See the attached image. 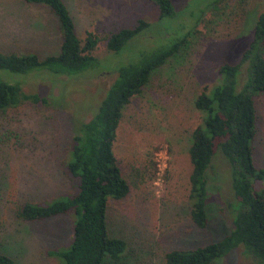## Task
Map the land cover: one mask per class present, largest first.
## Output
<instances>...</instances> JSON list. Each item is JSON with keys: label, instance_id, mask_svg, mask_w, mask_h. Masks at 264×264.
Instances as JSON below:
<instances>
[{"label": "rangeland", "instance_id": "rangeland-1", "mask_svg": "<svg viewBox=\"0 0 264 264\" xmlns=\"http://www.w3.org/2000/svg\"><path fill=\"white\" fill-rule=\"evenodd\" d=\"M63 1L79 40L86 32L101 39L132 28L137 20L152 22L158 17L156 7L147 0ZM202 1L193 0L188 11L198 9ZM171 2L180 13L174 20L157 22L153 41L137 37L117 53L106 51L99 41L95 65L77 75L56 79L46 72L20 76L0 71V80L19 83L24 93L47 100L0 112V252L15 264H62L47 253L68 247L72 211L23 222L16 210L23 202L44 204L76 192L77 181L74 184L62 170L73 126L96 112L120 66L136 62L142 53L192 26L190 12L184 9L192 0ZM261 10V0H225L217 9L205 10L186 49L153 70L141 93L125 106L112 150L129 190L123 199H109L106 207L107 235L125 243L121 259L114 264H164L165 253L218 241L231 230L226 212L221 211L223 200L231 197L230 174L219 154L212 158L215 171L210 169L209 177L213 176L206 185V198L212 205L207 228L197 229L188 217L187 148L192 130L200 124L192 101L215 84L221 62H238ZM162 29L167 38H162ZM59 42L58 23L47 8L22 0H0V53L34 54L43 59L58 53ZM254 107L252 158L255 168L262 169V95L254 98ZM239 251L234 249L218 264H241Z\"/></svg>", "mask_w": 264, "mask_h": 264}, {"label": "trees", "instance_id": "trees-1", "mask_svg": "<svg viewBox=\"0 0 264 264\" xmlns=\"http://www.w3.org/2000/svg\"><path fill=\"white\" fill-rule=\"evenodd\" d=\"M147 1L157 9L156 21L137 20L132 28L119 29L101 39L86 32L79 40L63 0H22L47 8L55 17L60 32L59 51L43 59L34 54L0 53V71L20 76L46 72L56 79L72 77L95 65L93 55L99 41L112 53L121 51L137 37L153 41L152 31L159 25L157 22L174 20L180 12L174 10L171 0ZM224 1L203 0L198 9L190 12L192 0L184 8L190 12L192 26L156 49L142 53L136 62L120 66L96 112L86 122L73 126L62 170L69 180L77 181L76 192L44 204L23 202L16 210L23 222L43 221L72 211L68 247L49 251L48 255L62 260V264H114L121 259L125 243L107 235L106 207L109 199H123L129 190L112 150L122 112L130 99L141 93L153 70L186 49L188 37L204 11L210 7L217 9ZM261 3L262 10L253 22L251 37L238 62H221L216 68L215 84L192 101L193 109L200 114V124L192 130L187 148L188 217L197 229L207 228L212 205L206 198V185L215 171L212 158L219 154L230 174L231 197L223 200L221 211L226 212L231 230L218 241L165 253L164 264H218L236 248H240L241 264H264V168H255L252 158L256 134L254 98L264 97V0ZM163 31L166 30L162 29L164 39L169 35ZM25 103L46 104L47 100L24 93L19 83L0 80V112ZM211 168L213 173L209 177ZM0 264L15 263L0 252Z\"/></svg>", "mask_w": 264, "mask_h": 264}]
</instances>
